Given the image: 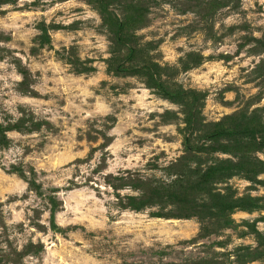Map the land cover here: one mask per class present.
<instances>
[{
    "label": "rangeland",
    "instance_id": "rangeland-1",
    "mask_svg": "<svg viewBox=\"0 0 264 264\" xmlns=\"http://www.w3.org/2000/svg\"><path fill=\"white\" fill-rule=\"evenodd\" d=\"M133 45L177 95L114 70L139 64ZM263 60L264 0L0 3V264H264V142L201 137L264 121ZM192 92L203 151L190 153ZM212 166L232 173L196 184ZM173 180L161 203L122 205L142 193L127 183ZM172 212L187 217L159 215Z\"/></svg>",
    "mask_w": 264,
    "mask_h": 264
},
{
    "label": "trees",
    "instance_id": "trees-1",
    "mask_svg": "<svg viewBox=\"0 0 264 264\" xmlns=\"http://www.w3.org/2000/svg\"><path fill=\"white\" fill-rule=\"evenodd\" d=\"M11 0H0V3L2 2H8ZM108 2H100L99 8L104 13V11L107 9ZM113 29L115 37V44H116V50L120 49L122 46L126 45V38L125 36V27L123 20L115 19L114 22H112ZM43 33L46 34V27L44 26L42 28ZM142 49L137 46L133 45V47H129V61H135V59L139 60V64L131 63L129 66H126L124 64H117L115 67H113V61L116 62L117 60L111 57L110 62H108L109 67H113L114 70L118 72H130V73H136L143 75L146 77V83L149 85H153L158 87L163 93H165L168 96H174L177 95L175 92H171L167 89V87L164 85L163 81L160 79L161 75V67L157 62L152 61L150 58H139L140 52ZM138 57V58H137ZM118 63V62H117ZM262 64L264 65V60L262 61ZM112 69V68H110ZM180 97V96H179ZM190 104L188 107V110L186 112L187 115V124L188 127L184 130V147L185 150L192 153V152H199L203 151L202 146L195 143V137L193 136L192 127L200 124L201 120H198V114H199V106L198 103V95L196 92H192L190 95ZM182 99V98H180ZM232 120V125H222L219 128H214L209 130H206L202 133L203 138H210V140H213L214 142H217L220 139H225L227 141H232L231 143L235 145V147H239L240 149H253L255 146L254 143H256L255 138L256 135H258L261 138V141L264 142V121H261L260 115L256 112H253L250 116H243L242 122L238 121V118L232 117L229 119ZM5 128L0 126V133L3 135V130ZM262 142H258L262 144ZM242 158L246 159V156H242ZM245 161V160H243ZM242 161V162H243ZM241 163V162H240ZM218 167L212 166L209 167L206 171H202L201 173L197 174V178H195L196 184H209L213 179L214 173H218V177H224L232 173L230 169H221L218 171ZM218 171V172H217ZM178 180H176L177 182ZM183 181V180H181ZM179 183V181H178ZM130 186L134 187L135 189H141L142 193L139 196H127L126 202H124L122 205L124 207H129L135 210H141L142 208L151 205L153 203H161V197L163 195H166L167 193L169 196L171 195V189L179 186L177 183H175V180L172 181V183L163 185L160 187V190L157 189L158 187L155 186V189L149 190L145 188V186L139 185L137 183H127ZM122 184H116L115 187L119 188ZM168 186V188H166ZM160 216H171V217H187L183 213L179 212H172V213H163L159 214ZM158 215V216H159Z\"/></svg>",
    "mask_w": 264,
    "mask_h": 264
}]
</instances>
